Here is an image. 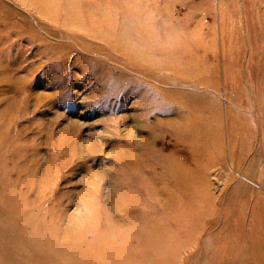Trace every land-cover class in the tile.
<instances>
[{
    "label": "rangeland",
    "instance_id": "obj_1",
    "mask_svg": "<svg viewBox=\"0 0 264 264\" xmlns=\"http://www.w3.org/2000/svg\"><path fill=\"white\" fill-rule=\"evenodd\" d=\"M110 1L148 28L93 24V0H0V207L13 189L32 232L52 211L86 239L154 222L192 264L200 236L264 224V0ZM205 192L220 217L196 233Z\"/></svg>",
    "mask_w": 264,
    "mask_h": 264
},
{
    "label": "bare ground",
    "instance_id": "obj_2",
    "mask_svg": "<svg viewBox=\"0 0 264 264\" xmlns=\"http://www.w3.org/2000/svg\"><path fill=\"white\" fill-rule=\"evenodd\" d=\"M98 2L99 0H93L94 14H86L88 20L93 24L104 23L107 21V19L104 20L105 15L108 17L110 14L113 18L112 15L116 13L124 18L123 23L129 29L148 28V23L146 24L143 15L134 13V3L128 2L123 6H118L117 3L112 4L110 0L104 3L102 0ZM75 15L82 24V20L77 16H84L81 9ZM96 17L103 21L96 22ZM114 20L115 18H113ZM153 190L159 193L162 189L156 182ZM4 193L6 198L0 207V264H173L172 256L167 258L165 254L162 255V250L168 246V243L161 241L166 231L154 222L134 218L135 226H146L140 232H137L136 228L134 229L135 240L131 237L132 229L128 226L124 228L125 233L120 234L116 239L102 238L98 234L91 235L90 231L97 230L96 224L87 228L88 232L84 234L88 236L86 239L71 235L72 228L70 227L65 229L60 227L54 221L53 212L49 211L46 213V219L49 221L46 224V229L41 233H34L31 231V222L36 216L25 210L28 203L27 196L21 197L17 195L16 191L9 188L5 189ZM205 201L207 202L206 213L211 217L210 222L202 226L194 225L196 233L206 232L215 219L220 217V213H217L213 203H208L210 197L206 192ZM255 223H251V229L246 235L234 227L232 232L226 235V240L223 243L218 239L220 234H224L223 230L214 234L210 239V246L207 244L208 241L200 236L195 240L197 249L201 248L200 255L191 258L190 261L192 264H264V224ZM63 229L66 230L64 235L62 234ZM114 232L112 229H108L107 236L114 235ZM61 237L67 239L66 243L61 242ZM117 239L120 241H115ZM172 250L174 251V249ZM183 264H186L185 260Z\"/></svg>",
    "mask_w": 264,
    "mask_h": 264
}]
</instances>
